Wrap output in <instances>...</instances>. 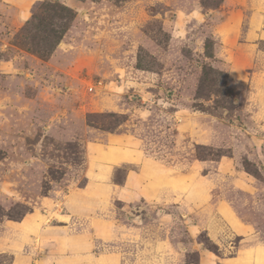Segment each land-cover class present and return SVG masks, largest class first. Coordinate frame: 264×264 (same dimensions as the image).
I'll return each instance as SVG.
<instances>
[{"label": "rangeland", "instance_id": "1", "mask_svg": "<svg viewBox=\"0 0 264 264\" xmlns=\"http://www.w3.org/2000/svg\"><path fill=\"white\" fill-rule=\"evenodd\" d=\"M31 1L0 0V264L264 246V0ZM33 214L80 250L23 245Z\"/></svg>", "mask_w": 264, "mask_h": 264}, {"label": "crops", "instance_id": "2", "mask_svg": "<svg viewBox=\"0 0 264 264\" xmlns=\"http://www.w3.org/2000/svg\"><path fill=\"white\" fill-rule=\"evenodd\" d=\"M32 1L31 0H20L17 2L16 0V4L19 6L20 10L19 12L25 14L27 12V8L28 5H32ZM20 13V15H21ZM22 16V15H21ZM113 138H116L117 143L123 144L125 142L128 141H123L121 139V137L119 136H114L112 135ZM94 151L97 152H102L105 151L107 152V148L108 146L102 145V144H93V147H91ZM116 151L113 153H121L123 154L122 151H118L117 149H115ZM124 157L123 155H119ZM115 156V159H113V154H111L109 156L111 161H115L116 163H121V162H128L129 159L125 158L124 160H121L120 157ZM150 173V169L148 167H144V170L142 171V175L145 174H149ZM14 230H19V234L21 233V241H23V245L25 243L31 242L30 246H32V244H34V241L37 240V237H35L36 232H38V235H41L44 239L43 242L46 243H50V244H54L55 243V247H57L58 249L62 250V251H68V250H74V251H79L80 248L78 246L79 243L84 242V237L81 236L82 239L77 238L76 236L72 237V238H68L70 237V235L65 232L64 229H66V225L65 223H63V221H61L58 225L53 226L51 229H41L39 228V220H37V216L31 215L30 217H26L21 223H18L17 226H13L11 227ZM240 232L239 235L240 236H245V234L247 235L249 233V227L246 225H241L240 227ZM28 236V238L31 240L26 239L25 237ZM47 236H50L47 238ZM67 240L66 243H64V241ZM8 246V245H7ZM26 247V246H25ZM33 247V246H32ZM18 248V247H17ZM20 248V247H19ZM9 249V246L7 247V250ZM25 252V250H23ZM22 253V251H21ZM20 252H16L13 253L14 255V264H31L30 260H29V256L26 254H21ZM99 260L97 264H101L100 260L101 259H97ZM58 264H61V262L59 261ZM223 264H264V246L262 245H254V246H246V247H242L239 249V251L237 252V254L235 255V257L231 258V259H227L225 260V262Z\"/></svg>", "mask_w": 264, "mask_h": 264}, {"label": "built area", "instance_id": "3", "mask_svg": "<svg viewBox=\"0 0 264 264\" xmlns=\"http://www.w3.org/2000/svg\"><path fill=\"white\" fill-rule=\"evenodd\" d=\"M90 89H92V90H93V87H91Z\"/></svg>", "mask_w": 264, "mask_h": 264}, {"label": "bare ground", "instance_id": "4", "mask_svg": "<svg viewBox=\"0 0 264 264\" xmlns=\"http://www.w3.org/2000/svg\"><path fill=\"white\" fill-rule=\"evenodd\" d=\"M73 197V196H72ZM74 201V200H73ZM73 210V209H72ZM63 217V216H62ZM64 218V217H63Z\"/></svg>", "mask_w": 264, "mask_h": 264}]
</instances>
